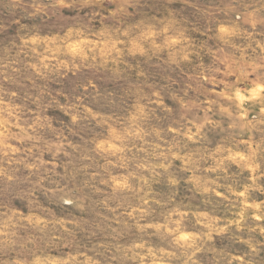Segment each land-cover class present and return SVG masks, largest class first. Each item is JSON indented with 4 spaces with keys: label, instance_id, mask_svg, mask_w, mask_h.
Wrapping results in <instances>:
<instances>
[{
    "label": "rangeland",
    "instance_id": "obj_1",
    "mask_svg": "<svg viewBox=\"0 0 264 264\" xmlns=\"http://www.w3.org/2000/svg\"><path fill=\"white\" fill-rule=\"evenodd\" d=\"M0 264H264V0H0Z\"/></svg>",
    "mask_w": 264,
    "mask_h": 264
}]
</instances>
